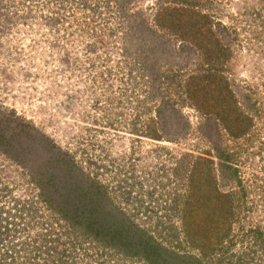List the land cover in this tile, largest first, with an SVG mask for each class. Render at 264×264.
<instances>
[{"label":"rangeland","instance_id":"obj_1","mask_svg":"<svg viewBox=\"0 0 264 264\" xmlns=\"http://www.w3.org/2000/svg\"><path fill=\"white\" fill-rule=\"evenodd\" d=\"M9 136L0 264H264V0H0Z\"/></svg>","mask_w":264,"mask_h":264},{"label":"trees","instance_id":"obj_2","mask_svg":"<svg viewBox=\"0 0 264 264\" xmlns=\"http://www.w3.org/2000/svg\"><path fill=\"white\" fill-rule=\"evenodd\" d=\"M28 131H29L28 133L33 132L32 130H28ZM18 136H20V135H18ZM18 136L17 137L9 136V138H7V141H5V143L2 140H0V143H3L5 145V147L3 149V152L6 153L7 156H9V157H13V153L11 151L15 149L14 148L15 147L14 143L19 140ZM16 202H19V200L17 199ZM24 203H26V202H23L22 204L20 203V205H19V203H16L15 207L13 206V210L16 209V206H17L18 208H20V212H18V214L22 213V214H29L30 215L32 211H29L27 209L30 205L29 204L27 205V204H24ZM23 210H26V211H23ZM21 211H23V212H21ZM1 229L5 230V228L4 227L0 228V234H2V230ZM110 233L113 234V236L111 237L113 239H115L117 235H120V232H119V230H117V227H111ZM140 243H143V245H144V246L142 245V247H141L143 249L144 258L146 260H148L149 262H151V264H154L156 262V260L159 258L158 247L155 245L154 242L149 241V243H148V239H147V241H144V240L140 241ZM6 257H8L7 254H5V258ZM38 264H41V263H38Z\"/></svg>","mask_w":264,"mask_h":264}]
</instances>
